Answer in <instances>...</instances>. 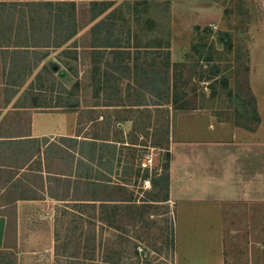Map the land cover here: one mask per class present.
<instances>
[{
    "label": "rangeland",
    "instance_id": "1",
    "mask_svg": "<svg viewBox=\"0 0 264 264\" xmlns=\"http://www.w3.org/2000/svg\"><path fill=\"white\" fill-rule=\"evenodd\" d=\"M191 112L257 132L237 194ZM0 215V264H264V0H0Z\"/></svg>",
    "mask_w": 264,
    "mask_h": 264
},
{
    "label": "crops",
    "instance_id": "2",
    "mask_svg": "<svg viewBox=\"0 0 264 264\" xmlns=\"http://www.w3.org/2000/svg\"><path fill=\"white\" fill-rule=\"evenodd\" d=\"M256 136V131L250 132L227 122H221L210 113H179L175 123V140L178 149L175 167L180 170V176L184 174V177L179 179L186 182L185 187L197 188L194 192H186V195L202 196L205 194V191L201 192L202 189L227 188L229 186L226 184L230 181L235 188L233 194H237L239 191L237 188L242 187L244 174L248 171L246 169L250 163L248 146L251 141L255 142ZM256 154L260 163L261 153L256 152L254 155ZM212 165L217 169L215 170ZM257 170L260 171L259 168ZM227 194L229 191L222 193V195ZM5 230L6 218L0 215V244L4 242Z\"/></svg>",
    "mask_w": 264,
    "mask_h": 264
},
{
    "label": "trees",
    "instance_id": "3",
    "mask_svg": "<svg viewBox=\"0 0 264 264\" xmlns=\"http://www.w3.org/2000/svg\"><path fill=\"white\" fill-rule=\"evenodd\" d=\"M197 29H198V27H197ZM207 31H208V29H206ZM226 36V35H225ZM203 48V47H202ZM192 50L194 51V52H196V53H198V50H199V47H197V46H193L192 47ZM252 118L254 119V121L256 122V123H259L260 122V117H259V114H258V112L256 111V109H255V111H254V113H253V116H252ZM20 140H22V139H20ZM4 217H6V227L8 226V222H7V216L6 215H3Z\"/></svg>",
    "mask_w": 264,
    "mask_h": 264
},
{
    "label": "built area",
    "instance_id": "4",
    "mask_svg": "<svg viewBox=\"0 0 264 264\" xmlns=\"http://www.w3.org/2000/svg\"><path fill=\"white\" fill-rule=\"evenodd\" d=\"M142 187L144 189H150L151 188V180L150 178H145L142 180Z\"/></svg>",
    "mask_w": 264,
    "mask_h": 264
}]
</instances>
